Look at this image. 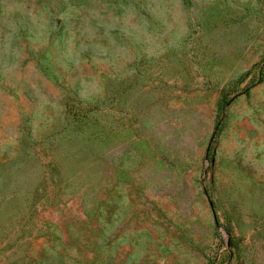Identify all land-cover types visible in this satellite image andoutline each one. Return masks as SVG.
<instances>
[{"label":"rangeland","instance_id":"obj_1","mask_svg":"<svg viewBox=\"0 0 264 264\" xmlns=\"http://www.w3.org/2000/svg\"><path fill=\"white\" fill-rule=\"evenodd\" d=\"M0 264H264V0H0Z\"/></svg>","mask_w":264,"mask_h":264}]
</instances>
